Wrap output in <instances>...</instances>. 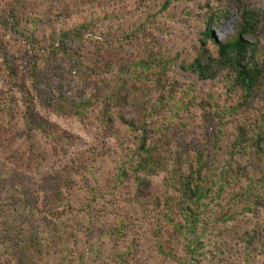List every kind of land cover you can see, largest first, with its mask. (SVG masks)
<instances>
[{"label": "rangeland", "instance_id": "374dc122", "mask_svg": "<svg viewBox=\"0 0 264 264\" xmlns=\"http://www.w3.org/2000/svg\"><path fill=\"white\" fill-rule=\"evenodd\" d=\"M8 2L9 0H0V8ZM22 2L27 9L34 7L47 15L40 26V36L37 37L40 48L48 49L53 42H64L72 52L89 59L95 50L93 44L88 42V36L93 34L96 39H103L109 32L122 33L119 38L122 47L114 60L112 72L104 79L103 87L108 82H111V87L114 81L119 82L121 72L130 68L128 62L135 60L148 49L161 51L162 62H166V71L160 73L158 82L152 75L143 82L129 78L134 97H130L126 105H117L114 100L107 101L108 112L114 119V128L121 135L119 140L107 134L104 127L99 125L97 112L90 113L85 121H81L58 117L36 106L39 114L56 126L57 141L52 142L37 131L26 133L22 116V96L14 90L10 91L4 84L3 56L8 53L11 62L17 64L20 74L26 77L32 57L30 44L20 33L12 36L0 33V178L17 175L31 190L36 213L32 229L42 232L43 236L49 234L51 240H54L55 234L57 245L54 246L60 248L58 250L61 258L54 259L49 264H58V261L60 264H77L79 256L84 258L86 264H114L116 254L125 250V244H115L100 236L101 225L109 227L126 218L130 221L129 234L133 236L135 233L140 234L141 229L154 216V212L149 210L151 207H147L148 210L138 207L137 214L134 215L138 222L134 223L127 215L132 209L134 185L131 180L115 184L117 166L127 157L128 146L133 142L130 130L118 116L133 118L135 121L142 120V117L147 116L142 114V104L161 99L164 109L161 110L162 116L157 123L159 130L153 129V118L147 120V128L154 130L151 141H161L167 135L171 152L178 150L192 155L193 150L207 151L209 163L217 176L226 162H229L231 150L234 149L233 139L239 133L237 128H246L245 133L248 130L255 132V124L258 126L261 123L264 100L259 93L255 99L246 101V105L238 90H227L229 82L222 74L218 78L203 82L194 74L183 71L182 66L196 56L195 41L199 31L205 26V16L221 12L220 18L211 25L210 31L215 39L223 41L234 34V25L239 20L237 6L256 9L261 16V23L256 29V41L258 55L264 60V0H173L166 9L163 8L166 0H50L43 4L36 0ZM109 15L113 19H109ZM88 22L95 24L92 33L84 35L86 40L80 42L66 38L63 34L71 33ZM130 32L135 34L133 41L126 37ZM248 41L255 42L252 39ZM50 59L66 63L62 55L55 58L50 53ZM92 87L93 79L85 82L74 77L70 89L73 94L83 92L87 95ZM138 96L142 97L141 101ZM238 102H242V107L237 112L230 111L222 119L219 117L218 111L229 110L230 106ZM169 122L171 125H168ZM167 127L168 133L164 130ZM64 132L69 136L68 139H64ZM170 132L172 133L169 134ZM235 150L237 151L230 164L232 172L238 177V183L227 188L219 200L213 202L214 212L233 214V221H229L227 226L242 221L246 222L242 227L258 228V225L261 227L264 224V205H252L249 211L241 212L246 204L244 200L241 202L236 198L234 193L238 190L236 185L239 187L248 184L246 172L258 180L264 164V153L261 156L253 154L249 144ZM80 164L91 168V173L85 169L80 170L70 194L67 192V195L64 190V196L69 201L67 208L54 206L50 196L51 190L59 184V175L67 176L74 171L73 167H80ZM160 177L154 179L156 184H160ZM89 187L94 190L97 202L86 209ZM257 188L258 185L256 193ZM229 192H233L234 197ZM261 194L264 200V189ZM0 196V201L5 198L3 193ZM23 228L25 233L30 230L23 223L19 232H15L14 239L19 240ZM88 228L92 230L89 231ZM4 234L2 233L3 237ZM229 237L230 235L220 236L209 231L204 250H211L214 242H221ZM5 240L4 237L0 241V254L3 255L9 250ZM182 245L183 243L179 245V249ZM151 249V239L144 238L139 255L140 264H162L159 260L149 259ZM127 264H133V261L129 260Z\"/></svg>", "mask_w": 264, "mask_h": 264}, {"label": "trees", "instance_id": "16d2710c", "mask_svg": "<svg viewBox=\"0 0 264 264\" xmlns=\"http://www.w3.org/2000/svg\"><path fill=\"white\" fill-rule=\"evenodd\" d=\"M36 1L40 4L50 2ZM171 1L173 0H166L163 8L166 9ZM236 10L239 20L234 25V34L223 41L215 39L210 31L211 25L220 18L221 12L205 16V26L199 31L195 41L196 56L191 62L184 64L182 69L194 74L203 82L218 78L219 74H222L229 82L227 90H238L244 100L243 103L247 105L246 101L255 99L259 93L264 100V60L258 55L256 41V29L261 23V16L256 9L250 7L237 6ZM46 16L34 7L27 9L22 0H9L0 8V33L9 36L20 33L25 36L24 40L30 44L32 51L26 70L27 79L24 74V76L20 74L19 66L11 62L8 53L3 56L4 84L10 91L14 90L22 96V116L26 133L37 131L48 140L57 141L56 126L39 114L36 107L39 106L55 116L76 118L81 121H85L90 113L97 112L99 125L104 127L107 134L119 140L121 135L114 128V119L108 112L107 101L114 100L117 105H126L128 99L134 97L129 78L143 82L152 75L158 82L160 73L166 71L164 65L166 62H162L163 54L161 51L151 49L144 51L138 58L128 62L130 68L121 72L119 82L114 81L113 87L110 86L111 82H108L106 87H103L104 79L112 72V65L122 47V41L119 39L122 33L109 32L103 39H96L93 34L88 36L87 40L93 44L95 50L88 59L72 52L64 42H53L48 49L40 48L37 37L40 36V26L43 25ZM107 17L113 19L112 15ZM94 24L88 22L75 28L71 33L63 34L66 38L81 42L86 40L85 34L92 33ZM126 37L133 41L135 34L130 32ZM250 39L255 42L248 41ZM50 53H53L55 58L62 55L66 63L52 61ZM74 77H79L85 82L93 79V87L89 94L71 93L73 92L70 89L71 81ZM141 96H138L140 101ZM101 105L105 106L99 108ZM240 107L242 102L230 106L229 110L218 111V115L222 119L230 111L237 112ZM162 109L163 101L159 99L142 104V114L147 115L142 117V120L135 121L133 118L118 116L130 130L133 142H130L132 146H128L127 157L117 166L115 184L131 180L134 185L132 209L127 212L134 223L138 222L136 221L138 218L135 219L134 216L138 207L146 210L147 207H151L149 210L154 212V216L153 220L147 222L141 229L140 234L135 233L133 236L129 234L130 221L126 218L109 227L101 225L100 236L108 238L115 244H125V250L116 254L113 263L127 264V261L131 260L133 264H140L142 241L148 238L153 245L149 259L159 260L162 264H264V224L261 227L258 225V228L248 226L247 229L241 226L246 222L238 221L232 226H227L229 221H233V214L229 212L216 214L213 207V202L219 200L227 188H232L238 183V177L232 172L230 164L232 156L237 151L235 149L249 144L253 154L261 156L264 153V129L261 128L264 127V116L258 126L255 124V132L248 130L245 133L246 128H237L239 133L233 139L234 149L231 150L229 162H226L215 176L207 151L193 150L192 155L178 150L171 152L167 135H164L161 141H151L153 129L159 130L157 123L162 116ZM150 118L154 119L153 129L147 128V120ZM168 125H171V122ZM164 130L168 133L169 128ZM63 134L64 139L69 138L65 132ZM73 168L74 171L67 176L59 175V184L56 183L57 187L51 190L50 197L54 201V206L67 208L69 201L64 196V190L70 194L74 179L79 176L80 170L85 169L91 173V168H86L83 164ZM260 173L261 176L257 180L246 172L248 184L239 187L236 185L238 188L234 193L236 198L241 202L244 200L246 204L241 212L249 211L252 205L258 204V207L264 205L261 194L264 189V164ZM159 177L162 178L160 184H156L154 179ZM256 185L258 193L255 191ZM0 193L5 196L0 201V241L5 237L9 247L6 254H0V264H49L54 259L61 258L58 250L60 248L54 246L57 245L55 234L54 243L49 234L43 236L42 232L32 229V222L36 219L35 204L33 194L24 180L17 175L2 176ZM229 193L234 195L233 192ZM88 200L86 209L97 202V196L91 187L88 188ZM23 223L24 226L30 227V230L25 233L23 228L19 240L14 239L15 232H19ZM209 231L220 236L230 235L229 240L214 242L211 250H204ZM2 233H5L4 237ZM181 243L183 245L179 249ZM77 264H86L82 256H79Z\"/></svg>", "mask_w": 264, "mask_h": 264}]
</instances>
